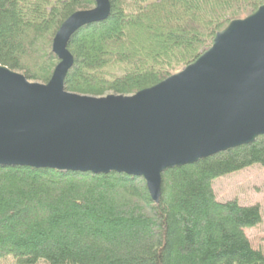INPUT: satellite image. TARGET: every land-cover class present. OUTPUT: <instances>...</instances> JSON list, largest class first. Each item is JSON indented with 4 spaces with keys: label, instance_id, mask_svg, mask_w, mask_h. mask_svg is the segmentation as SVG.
<instances>
[{
    "label": "trees",
    "instance_id": "trees-1",
    "mask_svg": "<svg viewBox=\"0 0 264 264\" xmlns=\"http://www.w3.org/2000/svg\"><path fill=\"white\" fill-rule=\"evenodd\" d=\"M105 21L67 49L65 90L132 96L188 67L264 0H108ZM94 0H0V65L47 83L61 24ZM264 168V136L162 175L155 204L140 177L0 166V264H264L245 230L257 205L219 202L217 178Z\"/></svg>",
    "mask_w": 264,
    "mask_h": 264
},
{
    "label": "water",
    "instance_id": "water-1",
    "mask_svg": "<svg viewBox=\"0 0 264 264\" xmlns=\"http://www.w3.org/2000/svg\"><path fill=\"white\" fill-rule=\"evenodd\" d=\"M94 2L55 33L59 63L47 83L0 65V166L140 177L157 204L170 169L264 136V6L233 20L165 81L132 96L94 97L64 83L72 35L110 15V1Z\"/></svg>",
    "mask_w": 264,
    "mask_h": 264
},
{
    "label": "rangeland",
    "instance_id": "rangeland-1",
    "mask_svg": "<svg viewBox=\"0 0 264 264\" xmlns=\"http://www.w3.org/2000/svg\"><path fill=\"white\" fill-rule=\"evenodd\" d=\"M18 72L22 74V72ZM213 191H215L216 199L219 202L235 200L243 206H259L262 214L261 224L245 230V235H247L251 246L264 254V168L251 166L238 171V173L217 178L213 183ZM9 262L12 264V261Z\"/></svg>",
    "mask_w": 264,
    "mask_h": 264
}]
</instances>
